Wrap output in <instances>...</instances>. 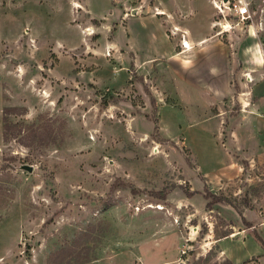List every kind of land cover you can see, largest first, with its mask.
<instances>
[{"label":"rangeland","instance_id":"rangeland-1","mask_svg":"<svg viewBox=\"0 0 264 264\" xmlns=\"http://www.w3.org/2000/svg\"><path fill=\"white\" fill-rule=\"evenodd\" d=\"M180 1L0 0V264H264L244 222L264 240V162L223 145L236 92L207 105L197 54L170 55ZM244 1L241 20L182 2L211 11L237 91L238 52L264 45V0Z\"/></svg>","mask_w":264,"mask_h":264},{"label":"crops","instance_id":"crops-1","mask_svg":"<svg viewBox=\"0 0 264 264\" xmlns=\"http://www.w3.org/2000/svg\"><path fill=\"white\" fill-rule=\"evenodd\" d=\"M186 1L188 0H181L179 4L175 2L174 6L177 7V10H180L183 16L178 22L174 21L171 25L177 26L182 39L189 44V47H184L181 44L183 47L177 51L173 47L170 55H188V57L192 58V54L195 52L197 54L196 70L200 67L209 77L207 84L200 85L205 88L206 96L209 97V99H207V105L211 101L214 102L217 98H226L229 102L230 98L234 95V89L233 86L228 83L225 76L233 71V64L230 63L225 48L212 40V35L209 31L212 24L210 20L211 11L209 10L206 22H194L193 19L191 22H187L193 17V13H188L186 15V11L183 9L182 5V2ZM155 7L162 12V8L158 6ZM137 10L136 8V12ZM156 13L160 14V12ZM122 14H125V16L128 15L127 12ZM161 16L162 15H159L160 18ZM156 21L161 27V30L165 32L164 35L167 39L172 40L168 37L163 28L162 21L157 19ZM252 32L253 30L250 27L249 34H252ZM179 38L180 37H177V40H179ZM208 40L210 41V45L206 48H201L203 43H207ZM175 43L179 42L173 41V44ZM237 59L240 65V71L237 73H244L243 75L248 74L249 79L244 78L243 81L239 80L238 82L239 90L235 91V96L239 99V102L241 101V106L236 113L226 117L227 136L226 141H223V145H225V148L231 146L235 154L238 155V158L241 159L240 162L247 161L248 164L253 165L264 162V59L259 50L246 54L238 52ZM193 72L194 69L192 70V74ZM195 86L198 87L199 85ZM234 161L238 168L240 166L238 163L240 162ZM241 214L244 217L246 216L245 211ZM245 220L251 223L250 226H247L251 228V231L252 228L255 230V224L259 226L257 221L254 224V222L248 218ZM257 234L259 233L257 232Z\"/></svg>","mask_w":264,"mask_h":264},{"label":"trees","instance_id":"trees-1","mask_svg":"<svg viewBox=\"0 0 264 264\" xmlns=\"http://www.w3.org/2000/svg\"><path fill=\"white\" fill-rule=\"evenodd\" d=\"M235 91L236 90H234V93H235ZM13 108V107H12ZM5 109H11V107H2V111H4ZM5 125L7 126V124H6V121H5V118L2 116V130H1V137L3 138V137H5V135H6V130H5ZM12 134L13 135H15V133L14 132H12ZM109 188L111 189V188H113V184H110V186H109ZM186 192L188 191V190H185ZM210 191H208V190H204V193H203V196L205 197V198H207L208 196H210ZM164 197V195H161L160 196V198H163ZM223 199V197H220V196H214V197H211V198H209V200L207 201L206 200V202H205V204L206 205H208V203L210 202V201H216V200H222ZM244 222H245V224H246V226H250L251 225V223L249 222V221H247V220H244ZM252 233H253V236L255 237V239L260 243V245L262 246V249L264 250V241L261 239V237L259 236V234H257V232L252 228Z\"/></svg>","mask_w":264,"mask_h":264},{"label":"built area","instance_id":"built-area-1","mask_svg":"<svg viewBox=\"0 0 264 264\" xmlns=\"http://www.w3.org/2000/svg\"><path fill=\"white\" fill-rule=\"evenodd\" d=\"M228 1V0H226ZM237 2H233L232 5V9L234 11V13L236 14V17L241 19H246V17H248L249 13H248V7H247V2L244 0H236ZM222 2V1H221ZM223 4V2H222ZM213 5L216 7V9L219 11V13L222 12V8L218 5L215 4V2H213ZM227 8H231L229 5H226ZM183 43V39H180V43ZM261 55L264 59V45L262 46V50H261ZM245 78L249 79L248 74H245ZM264 115V113H263Z\"/></svg>","mask_w":264,"mask_h":264},{"label":"bare ground","instance_id":"bare-ground-1","mask_svg":"<svg viewBox=\"0 0 264 264\" xmlns=\"http://www.w3.org/2000/svg\"><path fill=\"white\" fill-rule=\"evenodd\" d=\"M173 28H175V27H173ZM181 44L184 46V47H189L188 45V43H186V42H184V40H183V43L181 42ZM158 208H162L161 206H158Z\"/></svg>","mask_w":264,"mask_h":264},{"label":"water","instance_id":"water-1","mask_svg":"<svg viewBox=\"0 0 264 264\" xmlns=\"http://www.w3.org/2000/svg\"><path fill=\"white\" fill-rule=\"evenodd\" d=\"M223 1H226V0H223ZM30 166L29 165H27V168H29Z\"/></svg>","mask_w":264,"mask_h":264}]
</instances>
